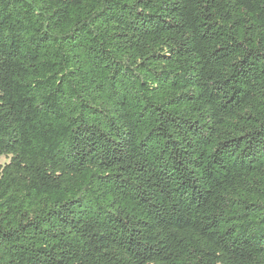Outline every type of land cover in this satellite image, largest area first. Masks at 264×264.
Returning <instances> with one entry per match:
<instances>
[{"label":"trees","instance_id":"1","mask_svg":"<svg viewBox=\"0 0 264 264\" xmlns=\"http://www.w3.org/2000/svg\"><path fill=\"white\" fill-rule=\"evenodd\" d=\"M0 264H264V0H0Z\"/></svg>","mask_w":264,"mask_h":264},{"label":"rangeland","instance_id":"2","mask_svg":"<svg viewBox=\"0 0 264 264\" xmlns=\"http://www.w3.org/2000/svg\"><path fill=\"white\" fill-rule=\"evenodd\" d=\"M9 161H10V158H6V157H4V158H2V160L0 161V164L5 165V164L9 163Z\"/></svg>","mask_w":264,"mask_h":264}]
</instances>
